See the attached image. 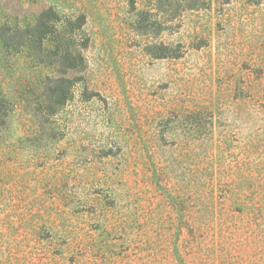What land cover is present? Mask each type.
Returning <instances> with one entry per match:
<instances>
[{
    "label": "rangeland",
    "instance_id": "rangeland-1",
    "mask_svg": "<svg viewBox=\"0 0 264 264\" xmlns=\"http://www.w3.org/2000/svg\"><path fill=\"white\" fill-rule=\"evenodd\" d=\"M0 264H264V0H0Z\"/></svg>",
    "mask_w": 264,
    "mask_h": 264
},
{
    "label": "trees",
    "instance_id": "trees-1",
    "mask_svg": "<svg viewBox=\"0 0 264 264\" xmlns=\"http://www.w3.org/2000/svg\"><path fill=\"white\" fill-rule=\"evenodd\" d=\"M47 11H43L39 17L37 18V21L33 25L25 26L22 29L17 28V31L11 36H9L10 39L18 37L19 40L16 42L20 45H27L32 51L33 54H35V57L42 62L46 63V57L48 55V33L44 29V19L46 16ZM9 38L5 36V44L9 43ZM4 39V38H3ZM11 41V40H10ZM65 101V98L63 97L61 99V103Z\"/></svg>",
    "mask_w": 264,
    "mask_h": 264
}]
</instances>
